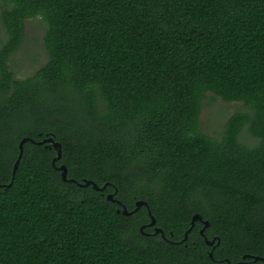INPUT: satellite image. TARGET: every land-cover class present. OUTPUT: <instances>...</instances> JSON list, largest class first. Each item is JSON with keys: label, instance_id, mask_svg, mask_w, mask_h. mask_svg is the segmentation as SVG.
Returning <instances> with one entry per match:
<instances>
[{"label": "trees", "instance_id": "16d2710c", "mask_svg": "<svg viewBox=\"0 0 264 264\" xmlns=\"http://www.w3.org/2000/svg\"><path fill=\"white\" fill-rule=\"evenodd\" d=\"M1 1L0 264H264V0ZM37 17L46 61L16 79ZM207 93L248 109L219 138Z\"/></svg>", "mask_w": 264, "mask_h": 264}, {"label": "rangeland", "instance_id": "374dc122", "mask_svg": "<svg viewBox=\"0 0 264 264\" xmlns=\"http://www.w3.org/2000/svg\"><path fill=\"white\" fill-rule=\"evenodd\" d=\"M0 0V16L5 8ZM46 24L42 18L28 19L25 22V37L21 47L8 60L9 68L16 79H25L33 75L46 61L43 36ZM6 39L0 18V48ZM248 109L241 103H223L210 93L205 94L199 117V127L202 133L212 138H219L228 118L236 112L245 113ZM239 142L248 148H253L258 140L253 138L244 127L239 134Z\"/></svg>", "mask_w": 264, "mask_h": 264}, {"label": "water", "instance_id": "95a60500", "mask_svg": "<svg viewBox=\"0 0 264 264\" xmlns=\"http://www.w3.org/2000/svg\"><path fill=\"white\" fill-rule=\"evenodd\" d=\"M27 141L34 143L33 140L28 139V138H23V139L20 141V143H19V155H18V158H17L16 162L14 163L13 170H12V176H14V173H15V171H16V169H17V166H18L19 160H20V158H21V155H22V152H23V145H24V143L27 142ZM46 143H47V144H50L51 147L56 151V156H55V158L53 159V163L56 162V161H58V160L60 159V157H61V146H60V144L57 143V142H54V140L51 139V138L44 139L43 141L39 142L38 144H46ZM58 170L61 172V178H62L63 181H65V182H71V183H75V184H77V182L74 181L73 179H69V178H67V169H66V167H65L64 165L59 166V167H58ZM77 185H78L79 187H87V186H91V187H92L94 190H96V191H103V190L106 188V186L98 187V186H97L96 184H94L92 181H88V180L84 181L82 184H77ZM0 187H1V185H0ZM7 187H8V186H7ZM106 198H107L108 201H113V202H114V200H113V198H112V195H107ZM135 205H136L135 209H134L133 211H131V212L127 211V209H125V208L123 207V209H122V214L125 215V216H129V215H132L133 213H135V212H136V211H137L142 205H143V206H147L146 203L143 202V201H138V202L135 203ZM117 212H119V211L117 210ZM149 216H150V223L147 225V227H150V228H151V227H154V226H155V219L150 215V213H149ZM196 222H200V223H202V225H203V227L201 228V230L199 231V233H200V235L204 238V241H205V243H206L207 246H209V247H213V244L215 243V241H218V242H219V239L216 238V237L213 238V239H211V240H207V238L205 237L204 232H205V229L208 228L209 223H208L207 221L202 220V218L200 217L199 214H194V215L192 216V218H191V227H192ZM143 228H144V226L140 227L139 231L142 232ZM189 230H190V229H189ZM187 232H188V231H187ZM187 232L185 233V238H184V239L187 238ZM154 233H155V234L160 233L161 237H164L162 230L159 229V228H156V227H155V228H154ZM213 248H214V247H213ZM208 256H209L210 259H212V253H209ZM243 258H244V259H245V258H250V256H249V255H245ZM253 260H254V261H258V260L263 261V259H262V258H259V257H254ZM226 264H229V262L227 261Z\"/></svg>", "mask_w": 264, "mask_h": 264}]
</instances>
